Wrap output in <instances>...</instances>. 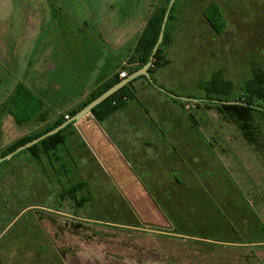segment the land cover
Segmentation results:
<instances>
[{
    "label": "rangeland",
    "instance_id": "1",
    "mask_svg": "<svg viewBox=\"0 0 264 264\" xmlns=\"http://www.w3.org/2000/svg\"><path fill=\"white\" fill-rule=\"evenodd\" d=\"M167 2L0 0V157L87 101L99 76L133 52L152 12ZM212 3L224 15L221 35L204 17ZM172 15L168 30L174 41L164 52L169 63L155 80L164 91H156L171 103L176 118L186 114L171 94L199 101L189 112L197 127L183 122L172 133L150 113L163 138L154 145L158 154L146 148L153 160L149 170L136 164L133 173L161 190L169 184V191L186 193L171 200L164 195L168 205L160 200L157 207L147 193L126 191L133 181L123 176L122 183L117 176L112 162L118 155L104 157L81 127L76 135L70 130L84 138L86 148L65 144L72 154L62 146L47 155L39 147L38 157L27 149L0 165V232L19 218L1 243L21 254L16 264H25L23 248L33 242L46 259L27 264H264V153L201 101L207 96L204 84L215 74L233 82L229 98L234 99L253 67L264 69V0H176ZM100 126L107 131L106 124ZM118 146L124 162L132 161ZM60 164H67V171L61 172ZM147 172L152 176L139 177ZM80 181L87 188L79 196L90 195L91 201L76 209L61 196ZM202 190L206 200L187 196ZM30 207L41 215L54 211L64 263L54 255L50 262L43 232L29 224L35 216ZM130 210L141 220L137 227L126 225Z\"/></svg>",
    "mask_w": 264,
    "mask_h": 264
},
{
    "label": "trees",
    "instance_id": "2",
    "mask_svg": "<svg viewBox=\"0 0 264 264\" xmlns=\"http://www.w3.org/2000/svg\"><path fill=\"white\" fill-rule=\"evenodd\" d=\"M171 1L172 0H168L167 3L156 7L152 12L139 37L134 53L130 60H128L129 65L121 67L119 69V73H117L109 83L93 91L87 101L80 105L77 110L68 114L69 119L76 115V113L82 110L90 102L97 99L108 89L123 80L120 79V73L122 71L128 70L129 74H131L148 64L152 55V51L158 41L163 21ZM175 1L176 0H174V3L172 5L168 22L173 20L172 11L175 6ZM204 17L206 18V21L208 22L210 27L217 34L221 35L223 33V29L226 27V23L223 19V12L219 6L212 3L209 9H207L204 13ZM168 22L166 24L164 33V41L155 55L153 67L149 70L151 78L149 79L144 75L136 77L127 86L122 88L120 91L104 101L101 105L96 107L90 114L95 118L96 121H98L99 123L103 122L110 116L115 114L118 110L124 108L126 100H136L137 95L133 85L139 79L145 80L147 84L153 88L164 91L162 87L158 86L155 83L156 81L154 80L152 75L155 69L164 68L169 63L166 59V56L164 55V49L172 44L174 39L168 30ZM133 63L138 64L136 67L132 68L131 66ZM203 88L205 89L207 96L201 101L207 106L206 108L215 106L219 114H221V116H223L228 123L234 125L236 129L239 128V130L242 132V136L247 141V143H249L250 145H257V149L260 148L259 151L264 153V129L262 128V125L264 123V69L262 68V66L260 65L253 67L252 76L241 87V96L238 98H229V96H232V94L234 93L235 86L233 82L225 79V76L222 72L215 74L210 82L204 84ZM27 94L34 96L32 92L29 91H27ZM214 95H217L218 97H214ZM221 96H225L226 98L222 99ZM175 99V101L178 102H182L184 101V99H192V101H197L196 99L191 97H178ZM198 107L199 106H197V108ZM60 117V120H58L54 124V126L48 129L46 132L33 137L21 139L19 142L10 147L4 155H7L8 153L14 151L16 148L44 135L45 133L55 129L56 127L69 120L65 119V115H62ZM189 118L192 121L193 115L190 114ZM257 119H260V122H257ZM74 125L75 124L73 123L69 124L66 128L62 129L57 134L44 139L43 141L28 149V151L32 154H35L37 149L40 147L42 154L44 153L48 155L50 151H54L57 147H61L67 143V140L71 136V133H69V131L73 128ZM35 156L38 157L37 153L35 154ZM86 188L87 182L80 181L64 191L61 197H68L77 207L76 209H82L91 201L90 195L88 197H79V193L81 191H84ZM165 208L170 209V206H167ZM130 213L132 214V210H130ZM140 222L141 220H139V218L132 214V217L127 220L126 225L130 227H137ZM177 233L180 234V232Z\"/></svg>",
    "mask_w": 264,
    "mask_h": 264
},
{
    "label": "crops",
    "instance_id": "3",
    "mask_svg": "<svg viewBox=\"0 0 264 264\" xmlns=\"http://www.w3.org/2000/svg\"><path fill=\"white\" fill-rule=\"evenodd\" d=\"M172 44H170L164 49V52L166 54L168 51L167 48L170 47ZM134 50L126 59L122 61L118 60V63L111 65V67L109 66V68L106 70V73H104L102 76L101 75L99 76L98 81L96 82L93 89L95 88L99 89L105 84L109 83L115 77V75L119 73V69H120L119 66H121L120 64L127 63L124 66L129 65L128 60H130V58L132 57ZM137 64L138 63H133L131 67L132 68L136 67ZM164 68H160V69H164ZM158 70L159 69H155L153 72L152 76L154 80H156V76L158 75L157 74ZM126 72L129 74L128 70ZM133 86L136 90L137 99L126 100V104L124 108L118 110L115 114L110 116L105 121L100 122L102 123V125L103 124L107 125V129H106L107 131H105L104 127L100 126V123L96 121L92 115L88 116L90 117L89 119L81 120L79 123L75 124L71 129V131L74 134H75L74 132L75 130H77L78 133H80L79 131L81 127L82 129L81 133L83 131L82 133L83 136L84 134H86V136H88V138L92 141V143L98 147L99 151L101 152V154L104 155V157L107 158L109 153H113V154L116 153V155H118L120 162L119 160L118 162H116V159L114 162H112L113 167L116 165L114 170L116 171L117 176L119 177L124 176L126 177V179L129 180L132 179L133 181V183L128 185V188L125 189L126 191L141 192V193L162 191L160 188H158L159 186H155L153 183H146L143 180H138L136 172L133 173V170H135V167L133 166H135L136 164L139 165L144 170L147 171L149 170V168L151 167L150 163L153 160L149 159L148 151H146L148 149L146 148L151 147L152 150L151 153L153 155L158 154L157 153L158 148L154 147V145L159 144L160 138L161 137L163 138V136H159L158 124L153 120L151 114L154 116L155 115L159 116L160 117L159 119L162 122H164L165 127L168 130L172 131V133L174 127L175 126L178 127V125H182L183 122L191 123L192 127H197V120L193 118V120L191 121V119L189 118L190 115L189 111L186 109V104L183 101L182 102L175 101L176 99L171 96L173 100L172 103L175 104L180 103L182 110L186 114L184 118L183 117L176 118L175 110L170 109V107H172L171 103L163 102L161 100V97L158 96V92L156 91V88L149 86L145 80L139 79L134 83ZM68 114L69 113H65L62 115L66 116ZM149 117L151 118L150 120ZM167 124L171 126L167 127ZM162 134L164 135V133ZM166 136L167 135L165 134L164 137L167 139ZM73 143H75V145L78 148L87 147L83 137L81 140H78V138L74 136H70L66 144L70 145ZM118 144L123 147V149L126 151V155L129 156L132 159V161L129 159V160H125L124 162V160L121 158V155L117 152L116 146H118ZM63 146L66 149L64 153L66 152L67 154H72L68 146L66 145ZM143 146L145 147V149L143 148ZM62 158L63 157H57L56 159L59 161ZM169 167H173V166L170 165ZM156 168L157 167H153L152 168L153 171L156 170ZM67 169H68L67 164L59 165V170L61 172H65L67 171ZM150 174L149 172H147L145 173V175L143 174L139 177H143V176L150 177L152 176L153 173ZM124 177L122 178V183L125 182ZM168 185L169 184H164L163 186L166 188V186L169 187ZM29 210L35 211V207H30ZM44 211L47 212H44L43 215H41V212L35 211V216L29 219V224L33 225L34 231L43 232V235L45 236L47 243L46 246L44 247H48V250L50 252L48 255L50 262L52 261V257L54 255L56 259L64 263L63 261L64 259L57 248V246L61 245L60 244L61 237L59 236L61 235V233L53 225L52 213H54V211L52 209H44ZM17 220L19 221V218H15L12 221H10L7 224V227L0 232V264H16V258L18 259V256L21 255L19 254L18 250L13 248V246L4 248L3 244L1 243L5 235L12 229L11 227L12 224ZM27 231L29 230L27 229ZM81 245L82 244H80V246ZM75 247L78 248L77 245H75ZM23 249L24 251L22 252L26 253L24 257L25 264L30 263L32 261L36 262V259L39 260L40 258L46 259L45 257L47 255L46 252L37 248L36 242H33V245L24 246Z\"/></svg>",
    "mask_w": 264,
    "mask_h": 264
},
{
    "label": "water",
    "instance_id": "4",
    "mask_svg": "<svg viewBox=\"0 0 264 264\" xmlns=\"http://www.w3.org/2000/svg\"><path fill=\"white\" fill-rule=\"evenodd\" d=\"M174 3V0H172L169 4V8L168 11L165 15L164 21H163V25L160 31V35L158 38V41L152 51V55L150 58V61L148 62V64H146L144 67H142L141 69L137 70L134 73L129 74L125 79L121 80L118 84L114 85L113 87H111L110 89H108L106 92H104L102 95H100L97 99L93 100L92 102H90L88 105H86L82 110H80L78 113H76V115H74L71 119H69L68 121L64 122L62 125L56 127L55 129L45 133L44 135L31 140L30 142L16 148L14 151L8 153L7 155H4L2 157H0V165L4 162L10 161L12 160L13 157H15L16 155H18L19 153L30 149L31 147H33L34 145L38 144L39 142L43 141L44 139L57 134L59 131H61L62 129L66 128L69 124L73 123V124H77L79 123L82 119H84L86 116H88L89 114L92 113V111L98 107L99 105H101L104 101H106L108 98H110L112 95H114L115 93H117L118 91H120L122 88H124L125 86H127L133 79H135L136 77L140 76V75H144L147 76L149 79L151 78V74H150V68L153 67V62H154V58L156 53L158 52V50L160 49L163 41H164V33H165V29H166V24L168 22V18L170 15V11L172 8V5ZM172 97L174 98H178V96L171 94ZM184 101H192V99H184ZM228 103V102H225Z\"/></svg>",
    "mask_w": 264,
    "mask_h": 264
},
{
    "label": "flooded vegetation",
    "instance_id": "5",
    "mask_svg": "<svg viewBox=\"0 0 264 264\" xmlns=\"http://www.w3.org/2000/svg\"><path fill=\"white\" fill-rule=\"evenodd\" d=\"M212 108V110H214V109H216V107L215 106H213V107H211ZM49 160H50V164L52 165V167L53 168H55V166H54V164H53V162H52V157L50 156L49 157ZM170 187V186H169ZM169 187H166V190H162V191H157V192H148L147 194L149 195V197H150V199L153 201V203L155 204V205H157V207L159 206V201L161 200L164 204H166V205H168V202L164 199L165 198V196H168V200H171V199H173L174 197L175 198H177V197H179V194H181V196L183 195V194H185L186 192H183V191H180V190H176V189H174V190H172V191H169ZM67 189H65V190H63V191H66ZM169 191V192H168ZM203 191L204 190H202V191H198V193L197 192H189L188 191V193L190 194H187L188 196H190V199H191V201L193 200H195V199H200L201 201H203V200H206V197L204 196V194H203ZM204 192H206V191H204ZM159 194H161V196L159 195ZM159 195V196H158ZM165 195V196H164ZM79 197H82V196H79ZM199 201V200H198ZM200 201V202H201ZM165 205V207H167Z\"/></svg>",
    "mask_w": 264,
    "mask_h": 264
},
{
    "label": "built area",
    "instance_id": "6",
    "mask_svg": "<svg viewBox=\"0 0 264 264\" xmlns=\"http://www.w3.org/2000/svg\"><path fill=\"white\" fill-rule=\"evenodd\" d=\"M128 76V73L124 70L120 73V79H125ZM186 109L190 112L193 109L197 108V102L196 101H186ZM65 119H69V115L65 116Z\"/></svg>",
    "mask_w": 264,
    "mask_h": 264
}]
</instances>
